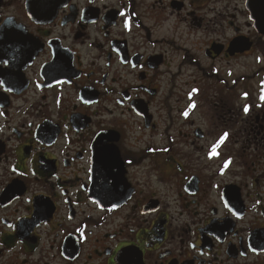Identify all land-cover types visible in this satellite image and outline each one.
I'll return each instance as SVG.
<instances>
[{
  "label": "flooded vegetation",
  "instance_id": "af4514ba",
  "mask_svg": "<svg viewBox=\"0 0 264 264\" xmlns=\"http://www.w3.org/2000/svg\"><path fill=\"white\" fill-rule=\"evenodd\" d=\"M260 72L246 0H0V264H264Z\"/></svg>",
  "mask_w": 264,
  "mask_h": 264
},
{
  "label": "rangeland",
  "instance_id": "374dc122",
  "mask_svg": "<svg viewBox=\"0 0 264 264\" xmlns=\"http://www.w3.org/2000/svg\"><path fill=\"white\" fill-rule=\"evenodd\" d=\"M252 68V65L249 66ZM264 75V72H260L257 75H245L243 76V99H238L237 101V114L242 117L244 121V126L248 127L246 124L252 115L253 111L257 106L264 105V91H261V78ZM230 78H228V81ZM246 91V92H245ZM246 93H248V97H246ZM241 107H243V113L241 111ZM247 109V111H245ZM257 110V109H256Z\"/></svg>",
  "mask_w": 264,
  "mask_h": 264
},
{
  "label": "water",
  "instance_id": "95a60500",
  "mask_svg": "<svg viewBox=\"0 0 264 264\" xmlns=\"http://www.w3.org/2000/svg\"><path fill=\"white\" fill-rule=\"evenodd\" d=\"M246 8L255 30L264 36V0H246Z\"/></svg>",
  "mask_w": 264,
  "mask_h": 264
},
{
  "label": "snow or ice",
  "instance_id": "6c2138e0",
  "mask_svg": "<svg viewBox=\"0 0 264 264\" xmlns=\"http://www.w3.org/2000/svg\"><path fill=\"white\" fill-rule=\"evenodd\" d=\"M245 111H247V109H245ZM215 151H216V149H215V147H213L212 152L215 153Z\"/></svg>",
  "mask_w": 264,
  "mask_h": 264
}]
</instances>
